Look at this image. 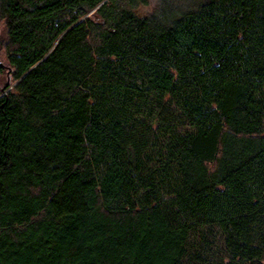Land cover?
I'll use <instances>...</instances> for the list:
<instances>
[{"label":"trees","instance_id":"1","mask_svg":"<svg viewBox=\"0 0 264 264\" xmlns=\"http://www.w3.org/2000/svg\"><path fill=\"white\" fill-rule=\"evenodd\" d=\"M0 264H264V0H0Z\"/></svg>","mask_w":264,"mask_h":264},{"label":"rangeland","instance_id":"2","mask_svg":"<svg viewBox=\"0 0 264 264\" xmlns=\"http://www.w3.org/2000/svg\"><path fill=\"white\" fill-rule=\"evenodd\" d=\"M190 243L195 249H205V251L211 256H223L222 237L216 229L206 233L205 240L200 237H192Z\"/></svg>","mask_w":264,"mask_h":264}]
</instances>
